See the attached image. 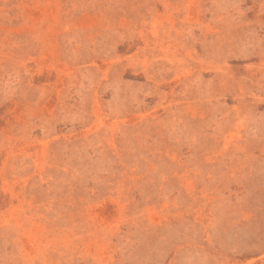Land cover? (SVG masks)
Returning a JSON list of instances; mask_svg holds the SVG:
<instances>
[{
	"label": "rangeland",
	"instance_id": "1",
	"mask_svg": "<svg viewBox=\"0 0 264 264\" xmlns=\"http://www.w3.org/2000/svg\"><path fill=\"white\" fill-rule=\"evenodd\" d=\"M0 264H264V0H0Z\"/></svg>",
	"mask_w": 264,
	"mask_h": 264
}]
</instances>
